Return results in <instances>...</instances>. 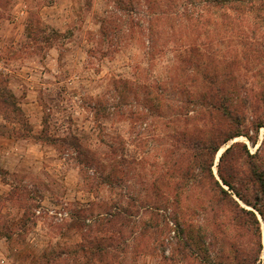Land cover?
Segmentation results:
<instances>
[{"label": "rangeland", "instance_id": "374dc122", "mask_svg": "<svg viewBox=\"0 0 264 264\" xmlns=\"http://www.w3.org/2000/svg\"><path fill=\"white\" fill-rule=\"evenodd\" d=\"M52 1L0 0V133L18 144L1 159L0 264H264L256 211L259 231L196 213L187 258L173 192L157 178L169 136L183 128L177 92L198 85L201 71L237 86L242 127L264 124V1L72 0L44 9ZM109 6L108 41L100 21ZM72 136L93 153L92 166L63 146ZM252 136L255 144L241 136L220 147L215 176L234 143L257 158L245 171H264V126Z\"/></svg>", "mask_w": 264, "mask_h": 264}, {"label": "trees", "instance_id": "16d2710c", "mask_svg": "<svg viewBox=\"0 0 264 264\" xmlns=\"http://www.w3.org/2000/svg\"><path fill=\"white\" fill-rule=\"evenodd\" d=\"M105 1L123 4L121 0ZM206 1L214 7H223L219 4L240 0ZM127 2L130 5V1ZM111 7L105 10L100 21V36L106 40L112 39L109 33ZM122 7L125 13L127 9ZM198 77V85H192L191 89L180 87L177 92L179 97L174 105L177 111L175 117L176 122H182L183 128L173 131L169 136L171 144L163 148L162 163L157 172V178L173 192V218L179 234L177 244L187 258L192 256L191 245L196 243L191 229L192 218L198 212L211 214V222L222 228L225 224L239 227L250 224L259 231V223L253 211H256L264 224V171L259 173L253 168L250 174L244 170L247 161L257 159L248 152L246 145L234 143L226 148L218 157L217 176L213 172L220 147L241 136L255 144L256 138L252 134H256L264 124L252 122L251 132L245 125L242 127L243 116L238 111L240 104L237 100L239 89L225 82L219 73L201 71ZM184 94L187 96L185 100L180 97ZM10 95L13 96L11 92ZM6 103L3 99L2 104ZM189 105L192 109H189ZM148 111L149 117L154 115L151 109ZM226 120L235 123V132L226 131ZM61 142L64 147L74 151L80 165L92 166L93 153L83 148L78 138L72 136ZM193 194L198 202L192 207L189 199Z\"/></svg>", "mask_w": 264, "mask_h": 264}, {"label": "crops", "instance_id": "0c3cea01", "mask_svg": "<svg viewBox=\"0 0 264 264\" xmlns=\"http://www.w3.org/2000/svg\"><path fill=\"white\" fill-rule=\"evenodd\" d=\"M72 4V0H53L52 3L50 4V6H44V9H48L49 11H56L60 8L63 7H67V5ZM23 6H26L23 4ZM48 22L46 21V24ZM4 139V140H3ZM9 139L6 138L4 135L0 134V167L1 168H5L6 166L4 165V161L1 159L3 158V155L5 154H13L14 152H17V148L18 144H13V145H9L7 143ZM30 144H27L26 146H29ZM12 146V147H11ZM18 153V152H17ZM6 164V163H5ZM9 168V167H8ZM2 243V242H0ZM0 257H2L0 259V263H3V261H5L4 255L2 253H0Z\"/></svg>", "mask_w": 264, "mask_h": 264}, {"label": "built area", "instance_id": "2783aa9c", "mask_svg": "<svg viewBox=\"0 0 264 264\" xmlns=\"http://www.w3.org/2000/svg\"><path fill=\"white\" fill-rule=\"evenodd\" d=\"M62 214H58V216H61Z\"/></svg>", "mask_w": 264, "mask_h": 264}, {"label": "water", "instance_id": "95a60500", "mask_svg": "<svg viewBox=\"0 0 264 264\" xmlns=\"http://www.w3.org/2000/svg\"><path fill=\"white\" fill-rule=\"evenodd\" d=\"M219 152V151H218ZM218 154V153H217Z\"/></svg>", "mask_w": 264, "mask_h": 264}, {"label": "bare ground", "instance_id": "6f19581e", "mask_svg": "<svg viewBox=\"0 0 264 264\" xmlns=\"http://www.w3.org/2000/svg\"><path fill=\"white\" fill-rule=\"evenodd\" d=\"M220 156V155H219Z\"/></svg>", "mask_w": 264, "mask_h": 264}]
</instances>
